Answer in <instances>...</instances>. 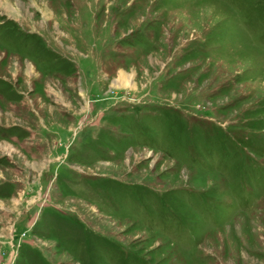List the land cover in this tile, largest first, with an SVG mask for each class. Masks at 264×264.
<instances>
[{
  "label": "rangeland",
  "instance_id": "1",
  "mask_svg": "<svg viewBox=\"0 0 264 264\" xmlns=\"http://www.w3.org/2000/svg\"><path fill=\"white\" fill-rule=\"evenodd\" d=\"M0 264H264V0H0Z\"/></svg>",
  "mask_w": 264,
  "mask_h": 264
}]
</instances>
